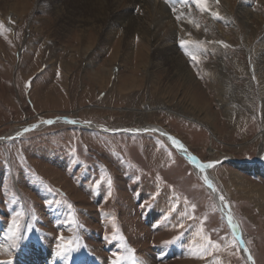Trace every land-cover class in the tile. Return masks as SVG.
Here are the masks:
<instances>
[{"label": "rangeland", "instance_id": "374dc122", "mask_svg": "<svg viewBox=\"0 0 264 264\" xmlns=\"http://www.w3.org/2000/svg\"><path fill=\"white\" fill-rule=\"evenodd\" d=\"M24 1L0 0V264H28L25 253L39 247L55 264H249L227 219L253 264H264V76H254L249 57V76H240L214 63L217 50L196 55L178 42L194 80L151 76L150 59L137 66L135 45L123 47L131 33L121 5L73 12L68 0H26L21 14ZM209 1L192 6L199 21L220 10ZM259 1L246 0L251 9ZM149 124L200 161H220L209 173L226 218L164 135L123 131Z\"/></svg>", "mask_w": 264, "mask_h": 264}, {"label": "bare ground", "instance_id": "6f19581e", "mask_svg": "<svg viewBox=\"0 0 264 264\" xmlns=\"http://www.w3.org/2000/svg\"><path fill=\"white\" fill-rule=\"evenodd\" d=\"M20 1H24V0H20ZM56 1H55V5L53 6L59 7V5H61L62 0L61 2L60 0L59 1L56 0ZM68 1H71L73 3L70 6L71 11L73 12L76 11L75 10L76 5L77 6L80 5V7L81 6L86 7L89 12L91 11L95 12L100 9L108 7V3L107 2L104 3V0H68ZM95 1H99V2L96 3ZM108 1L112 2L113 4H117V6L121 5L124 8V11L120 14V16L122 17L123 20L126 21L127 27L125 30H123L122 28V30L124 32V35H126L127 33L129 34L131 33V43L130 44L126 43V45L123 47L125 48V50H127L132 48L133 45L136 46V47L133 46V48H135L134 50L136 51V59H137L136 62L138 63L137 66H139L140 64L141 66H144L146 59L147 58L150 59L148 60L149 61L148 63L150 64L149 67L152 70H149L147 67L144 66L145 67L144 70L148 73V75L158 76L157 74H163L166 76L168 74L167 76H170L172 74L184 80H190V81L194 80L195 77L192 74V69L186 65L185 63L186 60L184 59L183 55H181L179 49L176 46V43L183 42L184 44L183 47L185 51L194 52L196 55H200V53H204L205 50L207 49L210 51L211 49L217 50L219 55L218 58L214 61V63L228 64L231 67L233 66V68L235 69V74H238L240 76H249V65L245 61L246 57L248 56L250 60V65L252 66V70L254 71V76L257 79L259 77L264 76V17H263L264 0L259 1L260 4L258 8L256 7L257 9L254 8L251 9L250 8L251 5L249 6L246 0H219L220 10L208 8L207 11L208 19L205 22L199 21L198 19V17L200 16L198 14L199 11L196 12L192 8V6L196 4L195 0H170L174 4L173 6L174 8H171L172 10H174V13L169 11L170 7L168 6L169 4L168 0H165L167 5L163 3L162 0H108ZM15 5L10 6L11 10L14 12L18 10V9L16 10ZM26 5H27L26 2L23 3L21 6L18 5L20 6L19 13L22 14L27 10ZM70 9L69 10L67 9V11L71 12ZM133 9H135L136 12L135 16L134 14L131 15L130 13L133 11ZM80 15L82 16V13ZM21 18H23V16ZM134 19L135 20L138 19V22L141 21L139 22L140 26L138 28L132 27V25L135 24ZM223 22L225 23L227 22L229 24L228 28L223 27L222 25ZM251 24H255V25H251ZM64 31L65 30H63V32ZM205 31H207L208 33L207 32L205 33ZM68 32L69 31H67V33ZM213 33L214 34L217 33L218 35H220L222 39L216 38L215 41L211 40V44H210L209 43L210 41H208L205 36L211 35ZM202 39L206 40L205 44H199L200 40ZM217 40H221L223 43L226 42V44L229 43V45L231 44L232 46H236L235 51H227L225 48H223V46L217 45L216 44ZM119 46H117V48L113 50L112 57L114 59L118 57L117 54L120 52V51L118 52ZM224 54H230L231 56L224 59L223 57ZM242 55H244V60H242L243 59ZM208 63H212L211 60ZM162 64L166 65L165 67L166 69L162 67L160 70H157L158 67L162 66ZM113 66L111 70L113 69ZM155 70H157L158 73ZM135 71L136 70H134V72ZM96 75L101 77L98 73H95V76ZM112 75L113 72H111L110 76ZM208 77H213L219 83L223 82L226 79H229L228 76H208ZM92 125L93 124H90L88 126L93 127ZM28 128H30V125L21 127V129L17 132V134L23 132L25 129ZM139 128L140 129L156 128L161 131H166L155 124L154 125L149 124V125L141 126ZM263 131H264V121H262L261 123V133ZM167 140L169 144L175 147L178 153L200 175L206 187L210 191L214 192L215 196L217 197L218 194L217 191L215 190V182L213 178H211L210 176L209 166L207 164L200 163L197 160V157L190 151V149L177 137L175 136H173L172 138L168 137ZM1 141L2 138H0V142ZM181 145L183 147H181ZM193 157H195V159H193ZM200 165H204V167H201ZM259 168H261V166ZM218 205H219L218 207H220L222 210L223 206L220 200L218 202ZM221 213L222 214L224 213V216L226 217L225 210L223 212L221 211ZM242 244L244 245L243 241ZM48 251L49 249H46L44 247H39L38 251L35 252V249L32 248L25 253V258L28 260V264H38L41 261H44L47 264H50L51 262L52 264H55V261L49 258ZM139 262H140L139 264H142L140 260Z\"/></svg>", "mask_w": 264, "mask_h": 264}, {"label": "water", "instance_id": "95a60500", "mask_svg": "<svg viewBox=\"0 0 264 264\" xmlns=\"http://www.w3.org/2000/svg\"><path fill=\"white\" fill-rule=\"evenodd\" d=\"M81 125H83V126H85V124H81ZM87 127H88V125H86ZM92 126H96V125H92ZM96 127H99L100 129H102V130H105V131H111V132H115L116 130H110V129H107L106 127H103V126H96ZM159 127V126H158ZM146 130H150V131H154V132H157V133H160V134H162V135H164L165 137H166V139L168 138V137H173L171 134H169L168 132H166V131H161V130H159V129H152V128H149V129H140V128H126V129H123V131H129V132H144V131H146ZM171 146V145H170ZM173 147V146H172ZM174 148V147H173ZM177 150V149H176ZM197 160L200 162V163H202V164H207V165H213V164H218L220 161L219 160H212V161H209V162H207V163H204V162H202V161H200L199 160V158H197ZM210 167V166H209ZM211 193H212V195H213V199L215 200V202L217 203V206H219L218 205V202H219V200H220V195H219V193L217 192V197L215 196V194H214V192H212L211 191ZM219 208V210L220 211H222L223 212V209L221 210V208L220 207H218ZM224 214V213H223ZM226 218V217H225ZM227 224H229V226H230V228L233 230V232H234V234H235V236H236V238L238 239V241H239V243H240V246L244 249V256H245V258H247V260H248V263L249 264H253L252 263V261H251V257H250V254H249V251H248V248L246 247V245L244 244H242V240H241V238H240V236H239V232H238V230L236 229V227L235 226H233V224L227 219Z\"/></svg>", "mask_w": 264, "mask_h": 264}, {"label": "snow or ice", "instance_id": "6c2138e0", "mask_svg": "<svg viewBox=\"0 0 264 264\" xmlns=\"http://www.w3.org/2000/svg\"><path fill=\"white\" fill-rule=\"evenodd\" d=\"M196 3L198 5L201 6V9H203V5L206 3V0H196ZM183 43V42H182ZM193 59H196L195 56H193ZM48 123H51V121H48ZM29 129H25V131H28ZM181 147H183L181 145ZM193 159H195V157H193ZM201 167H204V165H200ZM208 166H211V165H208ZM221 200H223L224 198L221 196L220 197ZM13 223L16 225V230H13L12 231V234H11V239H12V247H16L17 246V241L21 238L20 236L17 235V230L19 229V224H17L16 221H13ZM61 253H57V255H60Z\"/></svg>", "mask_w": 264, "mask_h": 264}]
</instances>
